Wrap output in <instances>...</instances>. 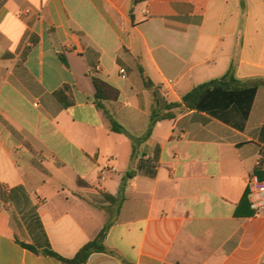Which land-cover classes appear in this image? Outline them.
<instances>
[{"label":"crops","instance_id":"obj_1","mask_svg":"<svg viewBox=\"0 0 264 264\" xmlns=\"http://www.w3.org/2000/svg\"><path fill=\"white\" fill-rule=\"evenodd\" d=\"M230 70L264 79V0H0V264H64L21 243L74 258L108 220L114 254L87 264H264V215L243 202L264 181V86L243 128L178 113L132 158L154 91L180 103ZM93 78L119 91L102 103L128 135ZM139 165L118 211L105 194Z\"/></svg>","mask_w":264,"mask_h":264},{"label":"trees","instance_id":"obj_2","mask_svg":"<svg viewBox=\"0 0 264 264\" xmlns=\"http://www.w3.org/2000/svg\"><path fill=\"white\" fill-rule=\"evenodd\" d=\"M140 70L146 84L150 85L151 81L145 75L144 69L140 67ZM93 85L95 88L96 105L98 108L104 110L110 123L111 131L128 135L126 129L105 109L102 103L106 100H117L119 97V91L99 78H93ZM260 86H264V79L256 80L253 85L246 86L237 80L233 71L230 70L222 78L214 79L196 86L182 97V102L180 103H168L160 97L158 91H154L155 104L150 118L148 131L144 136L139 138L129 135L133 144L132 158H135L136 156L137 145H140L151 138L153 130L159 122L173 120L177 117L178 113L188 111L209 112L226 122H232V119L238 116L241 123H236L235 125L239 128H243V123L247 120L250 114L256 92ZM55 96L64 108H69L74 105L72 89L69 85H65L56 91ZM141 168L142 166L139 165L137 169L128 172L126 178L121 184L117 196L105 194L106 200L112 205L117 206L118 211L121 209L125 201V186L127 179L138 175ZM247 198L248 195L244 197L243 202H247ZM112 225L113 221L108 220L96 238L81 248L74 258L70 259L64 258L50 250L39 252L33 246L24 243H21V245L34 253H42L47 256L55 257L64 264H87L89 258L94 253L114 254L106 245V239Z\"/></svg>","mask_w":264,"mask_h":264},{"label":"built area","instance_id":"obj_3","mask_svg":"<svg viewBox=\"0 0 264 264\" xmlns=\"http://www.w3.org/2000/svg\"><path fill=\"white\" fill-rule=\"evenodd\" d=\"M248 193L251 208L256 215H264V181L250 180Z\"/></svg>","mask_w":264,"mask_h":264}]
</instances>
